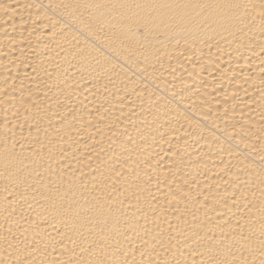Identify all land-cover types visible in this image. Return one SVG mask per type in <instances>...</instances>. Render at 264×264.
<instances>
[{
	"label": "bare ground",
	"instance_id": "6f19581e",
	"mask_svg": "<svg viewBox=\"0 0 264 264\" xmlns=\"http://www.w3.org/2000/svg\"><path fill=\"white\" fill-rule=\"evenodd\" d=\"M0 264H264V0H0Z\"/></svg>",
	"mask_w": 264,
	"mask_h": 264
}]
</instances>
